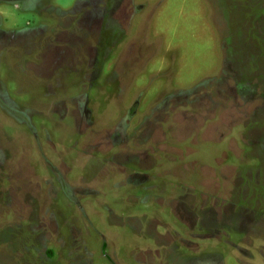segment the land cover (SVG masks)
I'll return each instance as SVG.
<instances>
[{"label":"rangeland","instance_id":"rangeland-1","mask_svg":"<svg viewBox=\"0 0 264 264\" xmlns=\"http://www.w3.org/2000/svg\"><path fill=\"white\" fill-rule=\"evenodd\" d=\"M0 264H264V0H0Z\"/></svg>","mask_w":264,"mask_h":264}]
</instances>
